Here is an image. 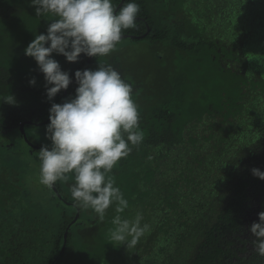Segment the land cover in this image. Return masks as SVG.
Listing matches in <instances>:
<instances>
[{
  "label": "trees",
  "instance_id": "16d2710c",
  "mask_svg": "<svg viewBox=\"0 0 264 264\" xmlns=\"http://www.w3.org/2000/svg\"><path fill=\"white\" fill-rule=\"evenodd\" d=\"M121 1L112 0L116 9ZM232 1L135 0L136 27L122 35L145 37L124 38L89 65L83 53L76 62L52 54L73 80L78 69L111 64L139 95L144 140L110 175L129 202L122 218L141 211L152 231L128 250L112 244V205L106 221L86 220L96 232L73 225L65 245L79 212L98 218L75 206L72 183L53 191L46 207L16 168L20 161L0 162V264H264L248 233L264 211V180L252 173L264 171V0L239 14ZM51 19L36 16L30 0H0V131L45 120L52 103L75 95L72 82L66 94L46 98L44 74L25 55ZM137 42L141 51L129 52Z\"/></svg>",
  "mask_w": 264,
  "mask_h": 264
},
{
  "label": "clouds",
  "instance_id": "9594fccd",
  "mask_svg": "<svg viewBox=\"0 0 264 264\" xmlns=\"http://www.w3.org/2000/svg\"><path fill=\"white\" fill-rule=\"evenodd\" d=\"M30 4L35 6L36 16L52 17L47 33L37 34L25 48V55L34 58L44 74L49 100L62 90L66 94L73 82L72 76L53 58V53L62 54L69 62H76L81 53L88 57H106L120 43L123 32L136 27L140 11L135 0H129L119 10L112 0H30ZM74 80L78 85L75 95L63 99V103H52L45 120L27 119L13 128L22 129L20 125L26 121L25 126H42L50 122L46 129L50 146L40 147L34 144L38 141L25 139L28 146L40 147L37 151L40 169H34V176L39 170L38 181L49 189H59L57 181L74 180L70 191L75 206L98 217L85 215L80 219L79 212L67 226L65 245L73 225L79 223L87 226L88 231L96 232L93 230L95 224L88 226L86 220L103 222L109 207L115 205L117 215L112 220L110 242L119 246L126 244L127 250L134 248L141 238L150 234L152 226L144 222L141 211L135 216L132 214L131 219L122 218L120 214L129 210V202L110 175L118 162L130 154L132 147L144 140L133 86L111 64L100 61L95 70H76ZM29 83L35 85V78ZM12 98L5 100L13 103ZM0 145L9 148L5 142ZM4 159L12 162L5 155ZM0 162L9 165L1 158ZM252 173L264 180V171L259 168H253ZM258 217L250 231L255 237V251L264 256V211L259 212Z\"/></svg>",
  "mask_w": 264,
  "mask_h": 264
},
{
  "label": "rangeland",
  "instance_id": "374dc122",
  "mask_svg": "<svg viewBox=\"0 0 264 264\" xmlns=\"http://www.w3.org/2000/svg\"><path fill=\"white\" fill-rule=\"evenodd\" d=\"M176 2H178V0H176ZM121 3H122V1H121ZM121 3L117 7V10L121 7ZM231 3L233 5L231 9L234 10L237 14H239L242 11H245V8H246V10H248V9H251V10L256 9L254 0H250V1L249 0H233ZM263 7H264V4H263ZM123 41L125 42L124 39L122 41H120V42L123 43ZM141 44L142 43L137 42V44L135 46L131 47V50H129V52H131V51L133 52L134 51L135 54H136V51L140 52L141 48H142ZM89 58H88V60H89ZM128 60L129 61H127L126 63H129V64L133 65V69L136 71L137 65L134 63L133 60H130V59H128ZM39 74H41V78H42L43 73L41 72ZM73 82H76V81L73 80ZM42 84L46 85L45 79L42 81ZM77 87H78V85L76 86V88ZM41 89L42 88L37 90L38 96L42 97V98H40V100H44L45 99V97H43L44 93L41 92ZM133 90H134V88H133ZM138 96L139 95H135L134 94L133 95L134 100L138 101ZM46 98H47V96H46ZM33 100L35 101V99H27L26 98L25 102L29 103L32 107H34L36 109V108H38V103L35 104ZM63 102H64V100L61 101V103H63ZM49 123L50 122H48L47 124L42 125V126H40V125H38V126L26 125L23 130L20 129L19 127H15V128L9 129L8 132L0 131V144H3L5 142V143H7L9 145V148L0 147V158L4 162H6V163H8L10 165H13V162L6 161L4 159V155H5L6 159H9V160H12V161H20L19 166H16V168L19 170L20 173H22L23 178L29 184L34 185L36 187L35 191L37 193L38 200L44 206H46L48 204L47 199L52 197L53 191L58 190V188L53 187L52 189H49L46 186L40 184V182L38 181L39 180V170H38L36 176H34V174H32V172L33 173L35 172V171H33L35 168L40 169V161L38 159L37 153H31L29 151L32 148L27 145V143L25 142V139L29 138V139H32L34 141L41 142L42 143L41 147L43 145H45V144L50 146L51 145V141L48 139L47 132H46L47 125ZM28 144H29V142H28ZM69 181L71 183L74 182V180H69ZM56 184L59 187H62V189H64V187L62 185L66 186L65 181H63V182L57 181ZM48 206H46V207H48ZM67 211L70 212L69 209H67ZM85 211H84V213H85ZM87 214L90 216V213H87ZM106 220H107V218L104 219V221H106ZM94 223L95 222H88V224H89L88 226H91ZM248 233H249V235L252 234L251 231H248ZM119 264H126V260H121L119 262Z\"/></svg>",
  "mask_w": 264,
  "mask_h": 264
},
{
  "label": "water",
  "instance_id": "95a60500",
  "mask_svg": "<svg viewBox=\"0 0 264 264\" xmlns=\"http://www.w3.org/2000/svg\"><path fill=\"white\" fill-rule=\"evenodd\" d=\"M124 1L125 0H122V3H121V6L123 5V3H124ZM146 36V34L145 35H141V36H135V35H130V34H124V35H122V39H124V38H142V37H145ZM92 58L93 57H90L89 58V60H88V65L90 64V61L92 60ZM27 123V121L26 122H23V123H21V128L22 129H24V126H25V124Z\"/></svg>",
  "mask_w": 264,
  "mask_h": 264
},
{
  "label": "flooded vegetation",
  "instance_id": "af4514ba",
  "mask_svg": "<svg viewBox=\"0 0 264 264\" xmlns=\"http://www.w3.org/2000/svg\"><path fill=\"white\" fill-rule=\"evenodd\" d=\"M125 79V78H124ZM126 80V79H125Z\"/></svg>",
  "mask_w": 264,
  "mask_h": 264
}]
</instances>
